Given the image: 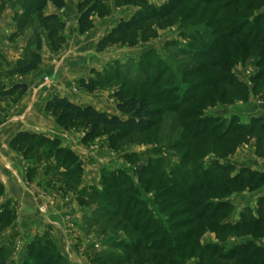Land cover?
Here are the masks:
<instances>
[{
	"label": "rangeland",
	"instance_id": "1",
	"mask_svg": "<svg viewBox=\"0 0 264 264\" xmlns=\"http://www.w3.org/2000/svg\"><path fill=\"white\" fill-rule=\"evenodd\" d=\"M34 1H23V10L27 8L26 14L31 13V17L24 20V23L29 22L33 30L38 27L43 29L41 17L46 4L38 5ZM170 1L147 0L157 9L166 7ZM227 1L215 0L209 4H196L191 1L166 17L152 20L146 28L137 33L133 44H111L101 50L103 54L110 55V60L102 70L94 74L91 72L89 77L83 78L85 81L92 79L95 82L93 91L81 87L79 81L75 85L74 97H83V100L91 103L96 110L109 115H119L116 110L118 99L115 96L118 91L126 98H146L152 107L161 111L153 129L132 133L119 143L111 141L108 135L86 140L90 128L60 127L55 118L48 114L60 129V134L53 136L37 133L44 136L48 142L36 146L28 154L13 151L22 159L23 186L31 188L35 195L43 199V203L36 208L34 221L30 228L26 229L18 220L19 208L4 198V187L0 183V264L36 263L31 253L60 257L64 264H167L169 255L156 250L155 247L149 248V245L161 239L160 235L165 229H171L172 233L185 231L186 228L174 227L173 224L187 216L171 217L179 207L169 204L166 198H155L157 190H160L158 184L163 178L156 173L147 185L151 176H140V170L150 164L164 171L166 175L185 174L190 182L210 168V162L214 160H217L219 166H231L228 172L231 178L238 174L241 168L256 171L245 165L239 167L238 163L233 162L241 147L247 152L248 158L252 159H247V163L254 165L256 159L264 162V135L254 133L239 142L234 141L232 146L224 143L225 139H229V134L225 136L224 132L232 118H236L232 127L238 123L247 125L255 117L251 116L255 114V108H264V65L260 62L262 48L249 51L245 49L247 43L243 37L249 28H245L240 36L227 38V35L234 31L235 25L244 21L245 7L252 11V15L246 17V20L254 27V17L264 15V0H235V4L224 6ZM102 3L108 8V14L104 17L112 16L116 25L128 20L138 10L125 0H102ZM29 4L34 5L28 7ZM92 17L104 18L98 15ZM222 19L227 20L226 24L222 23ZM67 20L62 22L63 28L58 31L60 37L67 27L73 29V32H78V24L75 27L74 21ZM93 25L92 23L85 32L78 34L88 32ZM34 32L37 49L44 52L53 51L49 44L47 48L45 45L48 43L46 37L52 40V35L46 31V36L43 35L42 38L38 30ZM212 33L223 36V39L218 51L209 54L202 49V45L212 39ZM64 42L66 43L65 38ZM101 51L97 50L98 53ZM26 61L29 63L31 60ZM211 61H215L218 69L210 67ZM227 67L228 71L223 72ZM229 75L236 82L244 83L248 87L247 91L243 92L239 87L228 88L226 83L220 85L218 80ZM41 82L46 83L47 78H43ZM223 90L228 93L223 94ZM18 98L20 96L9 99L15 103ZM226 106L234 111L221 109ZM235 109L243 111L240 117L234 115ZM244 113L248 115L242 118ZM245 118L247 122H244ZM200 121L201 126L196 127ZM215 128L216 133L210 134ZM196 130L199 135L194 136ZM65 136L69 137L70 145L64 143ZM52 140L59 142L57 148H51ZM60 148L70 152L68 157L66 156L69 161H63L64 154L58 153ZM121 170L130 178L120 188L124 203L121 207L113 208L103 192L106 185H111V176ZM177 170L179 172H176ZM219 173L223 174L222 171ZM103 177L107 179L106 185L102 182ZM167 186L163 184L161 188ZM128 187H131V190L125 192ZM263 188L264 180H255L232 189L227 197L221 192L209 193L213 203L226 200L231 203L229 210L219 212L221 218H216L214 223L234 225L240 219V214L247 209H251L255 214L258 201L264 197L257 194ZM242 194L248 196L240 197ZM131 197L148 203V209L154 212L153 218L157 223H161L157 234L151 237L146 234L142 237L139 232L133 231L135 215L125 211L127 199ZM115 200L120 201V198ZM167 203L169 207L165 208ZM53 205L61 207L58 217L65 225L68 244L58 233H54L46 222L47 219L45 220L46 217L49 218L47 206ZM130 216H133V219H129ZM157 226L153 228L157 229ZM205 229L199 236L196 247L200 249L202 246L217 243L222 251L212 257L215 264L261 263L251 259L219 262L215 257L224 253L223 251H229L227 246L232 245L233 241L252 235L244 231L217 235L212 230L206 227ZM206 237H214L215 240L207 244ZM257 238L254 244L259 243L264 252V224ZM198 249L192 257L186 256L182 261H178V264H198ZM209 256L210 253L205 254L201 259L209 260Z\"/></svg>",
	"mask_w": 264,
	"mask_h": 264
},
{
	"label": "trees",
	"instance_id": "2",
	"mask_svg": "<svg viewBox=\"0 0 264 264\" xmlns=\"http://www.w3.org/2000/svg\"><path fill=\"white\" fill-rule=\"evenodd\" d=\"M53 5L59 9L64 7L63 0H50ZM128 4L137 7L138 10L132 14V16L123 22H119L115 27H113L107 34H105L97 43V50L101 51L111 44H133L137 33L149 24L152 20L163 18L175 10L180 8L182 5L193 1L194 3H205L209 4L215 0H171L169 5L164 8H155L151 6L147 0H125ZM222 1V0H218ZM39 3L40 1H34V3ZM238 3V2H237ZM236 3V4H237ZM235 4V0H228L224 3V6H229ZM34 4L27 5L28 7ZM238 6V5H235ZM27 9V8H26ZM78 11V32L83 33L88 28L91 27V17L93 15H98L99 17H104L108 14V8L102 3V0H83L77 5ZM243 14L246 15L244 21L235 25L234 31H231L227 35L228 39L235 38L242 34L245 28H249V31L244 35V40L246 41V50H256L257 48H262L263 55L261 57V65H264V15H259L254 17V27H252L246 17L252 15V11L249 7L243 8ZM43 30L49 32L52 35L51 38L46 37L49 47L54 51L60 49L63 45V37H60L58 31L63 28V23L59 20L56 15L42 16ZM227 20L222 19V23L226 24ZM56 36V38H54ZM212 39H208L202 45V49L207 51L209 54H213L218 51L220 43L223 36L211 34ZM133 38V39H132ZM50 41V43H49ZM51 44V45H50ZM202 52V51H201ZM27 59L31 60L26 63ZM41 62V58L37 53H31L26 59L22 61L18 70L21 72H29L35 70ZM210 67L217 68L215 61L209 63ZM228 71V67L223 70V72ZM96 71H92V74ZM228 73V72H227ZM220 85L225 84L228 88L239 87L243 92L247 91V86L243 83L236 82V80L229 76H225L218 80ZM219 83L216 84L218 88ZM81 87L87 91H93L95 89V82L92 79L85 81V79L79 80L78 83ZM14 91L20 90L21 93L25 92V85H16L13 89ZM223 90V94H226ZM116 98L118 103L116 105V110L119 115H109L105 112L96 110L92 106H80L72 103L66 97L53 96L50 98L44 107V111L55 118L56 123L60 127L70 128L74 126H82L84 128H90L89 134L86 140L95 138L102 135H108L109 139L114 143H119L125 137L132 133H143L148 132L153 129L161 115V111L152 107L150 102L146 98H126L121 91L116 93ZM236 122V118H232L229 127L225 130V136L228 135L229 139H225V145L232 146L233 142H239L244 137L247 138L254 133L258 135H264V119L261 117H254L250 120L247 125L236 123L235 127L233 123ZM201 121L197 122L196 127L201 126ZM206 124L204 123V126ZM203 126V127H204ZM258 126V127H257ZM207 128V127H206ZM258 128V130H257ZM216 128L211 130L210 134H215ZM195 135H199L198 130H196ZM224 136V135H223ZM48 142L44 136L39 135L34 132L21 131L16 133L9 141V148L15 152L29 153L36 146H41L43 143ZM59 142L57 140L51 141V148H57ZM58 153H63V161H69L67 159L69 151L60 148ZM67 156V157H66ZM217 160L210 162L211 167L206 169L197 176L191 182L188 180L185 174H173L169 173L166 175L164 171H161L156 166L152 167L148 164L146 167L140 170L141 175H149L150 180L147 185L151 183L152 176L159 173V176L163 178V181L158 184L160 190H157L155 198H166L169 200V204L177 205L179 209L174 211L171 217L174 216H184L187 217L176 221L174 227L186 228L183 232H170L171 229L166 230L160 235L161 239L158 241H153L150 247H155L158 251H163L164 254L169 255L167 264H178V261H182L186 256L192 257L195 251L198 249L196 247L198 238L206 229L212 230L217 235H223L227 232H240L244 231L252 235L251 239H240L232 242V245L227 246L230 248L229 251H223L221 255H217L216 260L219 262L225 261H238L244 259H251L255 262L259 261L260 264H264V252L260 244H254L257 235L261 233V228L264 224V200L258 201V206L255 210V214L251 209H247L245 212L240 214V219L234 225L229 223H223L221 225L215 224L214 220L216 218H221L219 212H226L231 208V203L229 200L213 203L210 199L209 193L221 192L222 195L227 197L232 191V189H237L239 186H244L255 180L263 181L264 174L257 171H250L247 168H241L239 173L234 177H230L228 172L231 170V166L228 164L219 166ZM219 171H222L220 175ZM176 172H179L178 170ZM129 176L121 170L111 176V185L107 184V179L103 177V184L106 185L104 189V197L108 200L109 204L113 208L121 207L124 203L122 199L123 193L120 189L129 180ZM224 182V184H223ZM163 184L168 186L161 188ZM225 186V187H224ZM113 187V188H112ZM113 191H112V189ZM231 188V189H230ZM229 189V190H228ZM131 190L128 187L125 192ZM136 196V195H135ZM115 198L119 199L115 200ZM207 198L208 201H207ZM260 202V203H259ZM169 204H165V208L169 207ZM260 204V205H259ZM147 202L138 201V198L127 199V206L125 208L126 213H132L135 215L133 220L132 229L133 231L139 232L142 237H151L157 234L161 229V223L153 218L154 212L150 211ZM158 212L157 208H154ZM255 216V217H254ZM124 218L126 216H123ZM129 219H133L130 216ZM157 229H154V226ZM151 228L153 230L151 231ZM211 248H213L211 250ZM221 249V250H220ZM199 250L198 264H215L213 261L214 254L222 251V248L216 243L214 245L202 246ZM227 250V249H225ZM187 253H189L187 255ZM210 253L209 260L201 257L205 254ZM32 257L37 261L32 264H64L60 257H54L53 255L44 256L41 253H31ZM213 257V258H212ZM180 258V259H179ZM241 263V262H238ZM23 264H29L24 262Z\"/></svg>",
	"mask_w": 264,
	"mask_h": 264
},
{
	"label": "crops",
	"instance_id": "3",
	"mask_svg": "<svg viewBox=\"0 0 264 264\" xmlns=\"http://www.w3.org/2000/svg\"><path fill=\"white\" fill-rule=\"evenodd\" d=\"M23 1L0 0V183L4 187V198L9 199L19 208L18 220L21 222V226L29 229L34 221L36 208L43 203V199L35 195L31 188L23 186L22 159L10 150L9 141L21 131L53 136L60 134V129L44 111L46 102L53 96L66 97L72 103L80 106H92L91 103L84 101L83 97H74L73 89L79 79L89 77L93 70H102L110 60V55L103 54V51L97 52V43L115 27L116 23L112 16L102 19L91 17L93 28L84 34L73 32V29L66 26L67 28L62 34L66 41L62 45L63 48L44 52L38 50L34 43V31L38 30L42 38L43 35L46 36V32L40 27L33 30L29 22L24 23V20L31 17V13L26 14L28 10H23ZM36 1H40L35 3L38 5L46 4V8L42 10L44 17L56 15L61 22L71 19L74 21L75 27L78 24L77 5L81 0H63L64 7L61 9L55 7L49 0ZM112 13L114 12L112 11ZM47 44L45 43L46 48ZM31 53H37L41 62L35 70L24 72L26 73L24 74L18 70V67ZM43 78H47L46 83L41 82ZM16 85L27 86L26 93L23 94L20 90L14 91ZM16 96H20V98L16 99L15 103L11 102L9 98L12 99ZM7 105H10L9 108H6ZM221 109L227 112L233 110L227 106ZM242 112L241 109H235L234 115L240 117ZM254 113L251 116L264 117V108L257 107ZM244 114L242 118L248 115ZM5 118L7 119L5 120ZM244 122H247V118ZM65 137L64 143L70 145L69 137ZM247 159L250 158H248L245 149L241 147L238 149L236 157L233 158V162L238 163L239 167L245 165L264 173L263 161L256 159L253 165L247 163ZM257 195L263 196L264 188ZM257 195L256 197H258ZM47 208L49 218H45L46 222L52 227L54 233H58L62 240L68 244V236L64 230L65 225L58 217L61 207L53 205L47 206ZM213 238L206 237V243L214 242ZM244 239H251V237Z\"/></svg>",
	"mask_w": 264,
	"mask_h": 264
}]
</instances>
